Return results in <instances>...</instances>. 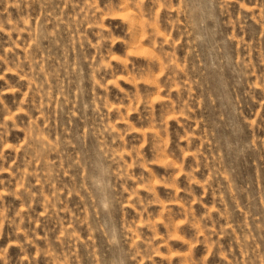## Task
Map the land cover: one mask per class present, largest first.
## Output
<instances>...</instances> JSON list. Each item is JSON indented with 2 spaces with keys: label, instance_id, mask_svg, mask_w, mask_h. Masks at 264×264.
Here are the masks:
<instances>
[{
  "label": "rangeland",
  "instance_id": "1",
  "mask_svg": "<svg viewBox=\"0 0 264 264\" xmlns=\"http://www.w3.org/2000/svg\"><path fill=\"white\" fill-rule=\"evenodd\" d=\"M0 264H264V0H0Z\"/></svg>",
  "mask_w": 264,
  "mask_h": 264
}]
</instances>
